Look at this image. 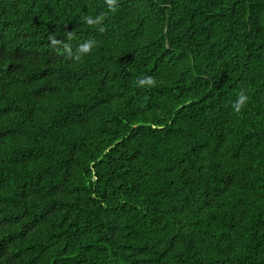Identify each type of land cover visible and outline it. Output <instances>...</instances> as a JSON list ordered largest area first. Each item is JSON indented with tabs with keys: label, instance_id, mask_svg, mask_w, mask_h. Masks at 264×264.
<instances>
[{
	"label": "trees",
	"instance_id": "obj_1",
	"mask_svg": "<svg viewBox=\"0 0 264 264\" xmlns=\"http://www.w3.org/2000/svg\"><path fill=\"white\" fill-rule=\"evenodd\" d=\"M0 264H264V0H0Z\"/></svg>",
	"mask_w": 264,
	"mask_h": 264
},
{
	"label": "clouds",
	"instance_id": "obj_2",
	"mask_svg": "<svg viewBox=\"0 0 264 264\" xmlns=\"http://www.w3.org/2000/svg\"><path fill=\"white\" fill-rule=\"evenodd\" d=\"M106 3L109 7V10L113 13L116 12L117 10V0H106ZM84 21L90 25H102V21L104 19L103 15H99L95 18L91 17V16H85ZM99 32L103 33L105 31V28L103 26H100L98 28ZM67 38L69 40H71L73 38V33L71 31H69L67 33ZM49 40L51 41L52 45H57L59 43H61L59 40H57L53 35L49 36ZM95 41L94 40H88L86 42H84L83 44L78 46L77 49V54L75 56H73V53L71 51V48L68 44L64 45V48L67 52V56L66 59H75L77 61H79L82 58L83 54H89L91 52V49L95 46ZM147 80L148 84H154L155 81L153 80L152 77H147L145 78ZM145 79H141L138 81V83H140L141 85H143L145 83ZM249 97L246 94V91L244 89H241L237 95V99L232 103V108L234 110V112L236 114H239L243 107L245 106V104L248 102Z\"/></svg>",
	"mask_w": 264,
	"mask_h": 264
}]
</instances>
